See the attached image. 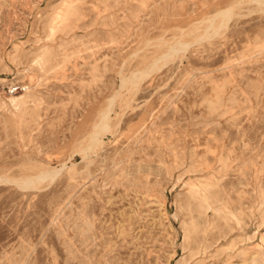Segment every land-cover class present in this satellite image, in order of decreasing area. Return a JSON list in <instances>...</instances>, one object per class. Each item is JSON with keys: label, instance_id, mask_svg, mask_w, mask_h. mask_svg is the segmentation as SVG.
<instances>
[{"label": "rangeland", "instance_id": "1", "mask_svg": "<svg viewBox=\"0 0 264 264\" xmlns=\"http://www.w3.org/2000/svg\"><path fill=\"white\" fill-rule=\"evenodd\" d=\"M0 264H264L256 1L0 0Z\"/></svg>", "mask_w": 264, "mask_h": 264}, {"label": "bare ground", "instance_id": "2", "mask_svg": "<svg viewBox=\"0 0 264 264\" xmlns=\"http://www.w3.org/2000/svg\"><path fill=\"white\" fill-rule=\"evenodd\" d=\"M254 1H256V3H257V5H258V8L259 9H263L264 10V0H254ZM240 2H238L237 4H235V5H232L229 9H228V11H227V17H223V19L218 23V24H216V25H214V26H211V28H209V29H207V31H206V33H205V35H207V36H212V35H214V34H217V33H219L220 31H221V28H222V26H225L226 25V20H227V18L228 17H230L234 12H233V10H234V8H235V6L236 5H238ZM186 46H187V44H185V43H179V44H176V46H173V47H171V49H169V51L168 52H166L165 54H164V57H166V58H169L170 56H174V55H176L178 52H180V51H182V50H184L185 48H186ZM163 56V55H162ZM154 68V66H152V68L151 69H153ZM147 70V69H146ZM146 70H142V73L143 74H145V73H147L148 71H146ZM107 111V110H106ZM108 117H107V114L106 113H104V115H102V117H101V124H99V127H98V129L102 126V125H107L108 124ZM97 129V130H98ZM101 129V128H100ZM97 130L96 131H93L91 134H90V137H89V139H88V148H90L91 146H94V145H96V144H98V143H100V138H99V136H98V134H97ZM54 173L55 171H52L51 170V173ZM2 177V179L3 180H7V179H9L6 175H4V176H1ZM16 182H18L19 184H21V185H27V181L26 180H24V179H21V180H17Z\"/></svg>", "mask_w": 264, "mask_h": 264}]
</instances>
